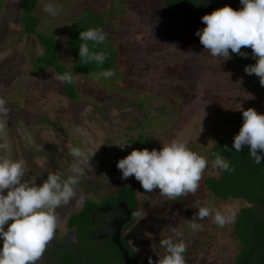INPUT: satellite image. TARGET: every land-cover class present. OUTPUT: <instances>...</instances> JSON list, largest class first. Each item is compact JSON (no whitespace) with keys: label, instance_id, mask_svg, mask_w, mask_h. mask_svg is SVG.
Segmentation results:
<instances>
[{"label":"rangeland","instance_id":"1","mask_svg":"<svg viewBox=\"0 0 264 264\" xmlns=\"http://www.w3.org/2000/svg\"><path fill=\"white\" fill-rule=\"evenodd\" d=\"M48 4L58 9L57 15L44 11ZM31 13L38 31L56 40L58 61L67 69L71 56L63 45L70 25L79 19L102 22L104 48L113 55L112 67L105 71L114 75L77 76V94L66 98L52 68L39 75L31 72L32 59L42 49L34 35L23 33L18 1L0 0V99L9 109L0 122L6 123L11 144L7 155L24 162L26 178H36L38 186L50 172L66 179L75 162L69 155L72 147L86 153L98 149L80 178L78 195L91 196L96 184L104 193L131 185L148 198L150 193L134 177L121 179L117 162L133 149L159 150L177 141L206 158L208 167L197 193L168 210L174 225L182 229L180 223L198 211L194 205L235 218L243 200L220 201L202 192L204 179L219 172L207 158L208 149L232 134L219 116L241 112L240 106L264 114V96L233 63L205 52L197 30L168 12L161 0H38ZM78 128L89 133L90 141ZM141 136L144 147L131 143ZM154 193L161 197L159 190ZM233 221L224 227L210 219L198 221L200 229L188 236L190 264H231L240 250L231 234ZM0 243L2 248V238Z\"/></svg>","mask_w":264,"mask_h":264},{"label":"clouds","instance_id":"2","mask_svg":"<svg viewBox=\"0 0 264 264\" xmlns=\"http://www.w3.org/2000/svg\"><path fill=\"white\" fill-rule=\"evenodd\" d=\"M240 3L243 6L240 10L225 5L203 15L201 22L205 26L195 34L204 51L220 61L231 59L232 54L247 58L248 54L242 49L250 48L256 63L247 65L244 71L257 76L264 87V0H240ZM44 11L52 16L58 14V9L51 4L46 5ZM106 38L107 34L99 28L80 32L78 40L82 43L79 57L84 65L104 62L106 53L91 51L89 43L95 47L104 43ZM113 75L112 71L99 73L105 78ZM58 79L69 84L74 82L72 73H64ZM239 110L243 123L233 138V147L236 152L247 147L254 162L260 164L264 158V114L252 107L245 110L240 106ZM8 115L6 101L0 99V117ZM77 131L90 141L86 130L78 128ZM10 149L6 123L0 122V238L3 239L0 264H37L61 226L57 209L73 201L77 204L83 201L84 197L78 195L77 191L80 178L85 174V167H91L90 160L98 149L94 153H86L79 147H72L69 155L75 162L68 169V177L62 179L50 172L39 186L36 178H26L29 171L22 160L7 155ZM225 150H229L227 146ZM213 156V168L230 170L228 160L223 155L214 153ZM116 167L122 173L121 179L134 177L144 193L159 190V195L165 200H176L177 197L197 193L208 161L191 151L186 144L172 141L159 150L133 149L117 162ZM194 207L198 211L192 219L187 220V227L194 233L200 229L198 221L210 219L217 226L224 227L234 219V215L226 216L219 211L213 213L199 205ZM169 231V236L159 240V246L165 249V253L158 256L155 264H186L183 254L188 245L182 239L183 230L169 226ZM148 264H154L151 258Z\"/></svg>","mask_w":264,"mask_h":264},{"label":"trees","instance_id":"3","mask_svg":"<svg viewBox=\"0 0 264 264\" xmlns=\"http://www.w3.org/2000/svg\"><path fill=\"white\" fill-rule=\"evenodd\" d=\"M17 1L20 27L26 35H34L43 50L41 56L36 57L33 61L32 69L35 73H40L45 68L52 67L59 76L64 73L87 75L91 73L99 74L112 67L113 55L104 48V43L95 47L91 42L89 43L91 51L106 53V59L102 64L90 62L84 65L83 61L80 60L79 46L82 43L78 40L80 32L90 28H99L103 31L101 25H92L88 19L86 21H75L71 24L65 46L73 56L72 66L70 71L61 67L56 59L54 39L38 31L37 20L31 13L37 0ZM161 1L168 12L176 15L196 30L205 26L201 22V17L210 14L206 8L199 7L193 0ZM242 51L248 54L247 58L232 54L229 60L249 80L251 85L264 96V87L260 85L259 78L254 74L248 75L244 71L247 65L256 63L251 55L252 50L244 48ZM63 92L69 99H74L77 94L72 83L66 82H63ZM219 121L231 127L232 134L216 140L208 149L207 158L213 161V154L220 153L228 160L230 170L219 169L217 176L204 179L203 186L206 191L219 200L241 199L245 202V205L237 211L232 223L231 234L239 243L240 250L231 264H264V158H262L260 164H256L247 147L240 152H236L233 147V138L238 134L243 123L242 112L224 113L219 116ZM132 142L135 144L137 142L141 143V141L134 140ZM225 146L229 149L228 151L225 150ZM231 169H234V171ZM122 195L131 196L132 191L129 188H124ZM182 200L183 196H180L175 201L180 202Z\"/></svg>","mask_w":264,"mask_h":264},{"label":"flooded vegetation","instance_id":"4","mask_svg":"<svg viewBox=\"0 0 264 264\" xmlns=\"http://www.w3.org/2000/svg\"><path fill=\"white\" fill-rule=\"evenodd\" d=\"M79 21H82V19H79ZM101 27L103 28L102 22ZM68 33L63 47L64 51L71 56L72 66L73 56L65 46ZM51 37L54 39L53 36ZM54 41L56 43L55 55L58 64L70 71L71 68H65L58 61V46L55 39ZM36 43L40 46L37 40ZM42 52L43 50L41 54ZM41 54L39 56H41ZM36 57H34L31 62L30 70L32 73L39 75L44 72L45 69L52 68L47 67L40 73H35L32 69V65ZM54 73L57 74L55 71ZM57 76L59 77L58 74ZM77 76L80 75L73 74L74 78ZM72 85L74 86V82ZM61 89L63 92V82L61 84ZM64 95L67 98L65 93ZM133 140H130L131 143H133ZM137 140H140L141 143L137 142L133 144L141 148L144 147L145 139L142 141L141 136V139L137 138ZM90 188L92 187L87 188V191H89ZM124 188H129L132 191V195L123 196L122 191ZM99 191L101 190L97 188L96 184L95 188H93L92 195L83 196L84 199L80 204L73 201L68 206L57 209V213L61 219V226L55 232L54 238L48 245L42 259L38 261L40 264H148L149 258H151L155 264L158 256L165 253V249L159 246V240L171 234L169 226L176 227V224L174 225L175 218L168 216L167 212L173 205L178 206L184 203L186 196H183V200L180 202L165 199L162 201L161 197H157L154 192H151L148 198H143L139 194L140 191L136 190L131 185H123L116 191L109 193L101 191L100 194H98ZM202 192L210 194L205 190ZM202 192L201 194H203ZM207 193L206 195L208 197ZM116 208L117 211H115L116 213L114 215V210ZM118 214V218H122V220L118 227L117 240L125 255L112 243L109 237H91L92 230L107 226L112 217H117ZM180 225L183 226V233H187L183 234L182 239L187 243L189 248L187 247L183 255L186 264H190V259H187L191 251L188 236L191 235L193 231L187 227L186 221H183ZM6 229L7 226H5V230Z\"/></svg>","mask_w":264,"mask_h":264},{"label":"water","instance_id":"5","mask_svg":"<svg viewBox=\"0 0 264 264\" xmlns=\"http://www.w3.org/2000/svg\"><path fill=\"white\" fill-rule=\"evenodd\" d=\"M199 7L206 8L210 13L218 8L224 7L225 5L231 6L235 10H240L243 6L240 3V0H193ZM117 211V208L114 210ZM113 216L111 221L105 227L96 228L92 230L91 237L92 238H101V237H109L112 243L125 255L124 251L120 247L118 240H117V232L118 227L122 218H118ZM81 264V263H75Z\"/></svg>","mask_w":264,"mask_h":264}]
</instances>
